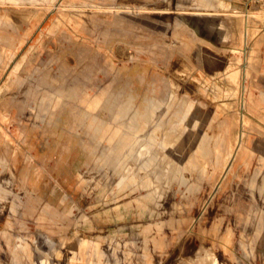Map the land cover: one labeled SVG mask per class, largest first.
Masks as SVG:
<instances>
[{
	"label": "rangeland",
	"instance_id": "1",
	"mask_svg": "<svg viewBox=\"0 0 264 264\" xmlns=\"http://www.w3.org/2000/svg\"><path fill=\"white\" fill-rule=\"evenodd\" d=\"M192 1L0 0V234L9 221L13 234L28 235L29 246L18 244L32 263L264 264V0H221L237 14L224 42L189 25L177 4L186 11ZM85 95L99 98L95 111L111 130L136 111L137 137L154 140L131 153L125 174L99 160L94 122H72L70 107ZM188 102L209 135L228 120L241 150L198 172L158 156L164 139L182 163L195 150L198 126L180 120ZM50 111L54 127L63 118L74 130L71 183L54 184L46 233L22 215L34 196L20 178L36 171L41 142L55 144ZM0 264H13L1 237Z\"/></svg>",
	"mask_w": 264,
	"mask_h": 264
},
{
	"label": "crops",
	"instance_id": "2",
	"mask_svg": "<svg viewBox=\"0 0 264 264\" xmlns=\"http://www.w3.org/2000/svg\"><path fill=\"white\" fill-rule=\"evenodd\" d=\"M177 6L180 8V10H183L185 12L183 15L189 25L196 29L202 30L214 40L218 42H224L231 37V33H233L234 30L233 24L235 22L233 15L237 14L235 13V11L229 12L228 5L227 3H225V1L193 0L190 10L186 11L185 9L188 8H185V4L178 2ZM121 50L126 56L135 57V53L133 51L128 52V49H125L124 47H122ZM228 61L230 65L234 66L238 63V59L232 56L229 57ZM226 75L229 82H234L235 77L233 75V72H230ZM99 101V98L94 99L90 98L89 95H85V97L80 100V103L78 105L74 104L70 107L71 109L69 112V116H71L72 114V122H76L79 119V125H81L83 120L85 119H90L89 127H92V122L95 123L93 125L94 132L90 134V140L91 142H93L95 139H97L98 144H100L101 146V157L99 158L100 161H103L104 163L109 165L116 163L117 161V163H119L123 167V169L127 168L128 165L126 166L125 164L126 159L130 158L131 153H134L138 150L139 152L141 150L146 151V147L154 144V140L151 138L150 141L143 142L137 137L140 129V115H136V111L132 114L129 121L125 123L124 126H117L115 129L111 130L109 124L105 120L97 116V112L95 110L99 108ZM128 109V106H122L120 112L124 113L128 111ZM45 111L46 114L48 112V109ZM151 113L152 112L148 110L145 115L141 116L145 120L149 118ZM54 115L55 113L53 111H50V116H47V118L49 119L46 121L47 126L45 127V129L47 131L46 134L49 137V140L47 141H50V143L52 141L55 144H48V147H45V143L41 142L40 146L43 149H41L42 151L40 152L44 153L38 154L36 171L32 170L29 173H27L26 171L20 178V181L22 183H26V185L29 186L28 188L34 196V198L31 199L32 202L30 204L23 205L22 210L24 211L22 212V215H31L34 220V222H31V224H33L32 227L35 226L33 227V229L35 231H45L46 233L48 231H46L45 227L49 226L46 220L49 218L52 212L49 209H54L52 203L54 200L59 198V195L57 196L58 192H56L54 189V184L59 183L62 185L63 189H65L69 185V183H71L72 179V164L70 160L71 157L69 156L71 152L70 141L74 130L72 127L73 123L71 122L70 124L69 121L65 119L63 120L62 118L63 123L59 124L60 127H58L59 125L54 127L57 120L59 119ZM123 116L125 115L121 114V117ZM180 120L181 122L184 121V124L186 125V128L188 130H191L194 127L198 126L195 131L197 144L193 153L188 158H186L185 162L182 163L181 161L183 159V156L176 153L173 149L175 145L169 141L167 142V140L165 141V139L162 141L161 147L159 149H153V151L158 155L159 150H164L166 152V155L164 156L168 159L173 158L174 162H176L181 172L184 169L196 170L198 172L199 169L204 165L205 167L207 166V168L209 166L214 167V164H216V157L218 159L219 157H221L222 161H224L225 163V160L228 156H231V154L232 156H234L235 152L240 151L242 148L239 139L229 133V129L227 126L228 120L226 119L219 121L217 133L209 135L208 133L201 131V129L199 128V116L195 114L191 102L187 103L185 112L181 116ZM124 127L130 129L131 132L129 133L125 131L126 129ZM109 130H111L112 132L108 134ZM232 139L236 143L234 148L232 147ZM83 142L84 141L81 140L80 144H83ZM60 151L63 160L62 173L56 170L60 167V159L58 158V152ZM29 160L30 158L27 157L26 162H29ZM229 166H225V173L227 172ZM126 178L128 177H126L125 175L122 178L119 177L118 183H121ZM34 204H36V206H33ZM43 204H46V206L44 205V207L42 208ZM44 216L46 217L45 221ZM44 224H47L48 226H44ZM11 226L12 224L7 221L5 224V229L1 231L0 237L3 239L10 251L12 263L48 264L47 262L45 263V259L40 256H37V261L32 263L31 252L28 255L23 253L18 244V241L23 240L29 246V242H31L30 237L22 233L13 234L11 231ZM22 226L23 231L25 229L27 230L28 225H25V223L23 222Z\"/></svg>",
	"mask_w": 264,
	"mask_h": 264
},
{
	"label": "bare ground",
	"instance_id": "3",
	"mask_svg": "<svg viewBox=\"0 0 264 264\" xmlns=\"http://www.w3.org/2000/svg\"><path fill=\"white\" fill-rule=\"evenodd\" d=\"M15 16H16V15H15ZM11 17H12V16H11ZM19 17H20V16H19ZM203 248H204V247H203ZM80 254H81V253H80ZM82 255H83V254H82ZM82 255H81V256H82ZM78 259H79V258H78ZM82 259H83V258H82ZM205 260H206V259H205ZM200 263H201V262H200ZM209 264H211V263H209Z\"/></svg>",
	"mask_w": 264,
	"mask_h": 264
}]
</instances>
